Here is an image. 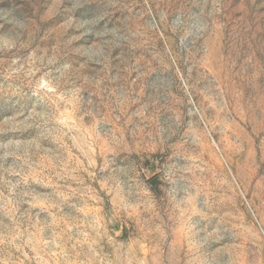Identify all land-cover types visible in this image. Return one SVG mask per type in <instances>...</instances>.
I'll return each instance as SVG.
<instances>
[{"label":"rangeland","instance_id":"obj_1","mask_svg":"<svg viewBox=\"0 0 264 264\" xmlns=\"http://www.w3.org/2000/svg\"><path fill=\"white\" fill-rule=\"evenodd\" d=\"M0 264H264V0H0Z\"/></svg>","mask_w":264,"mask_h":264}]
</instances>
